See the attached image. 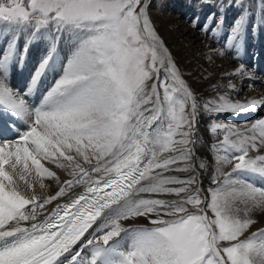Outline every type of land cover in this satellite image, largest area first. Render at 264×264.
<instances>
[{
	"label": "snow or ice",
	"instance_id": "6c2138e0",
	"mask_svg": "<svg viewBox=\"0 0 264 264\" xmlns=\"http://www.w3.org/2000/svg\"><path fill=\"white\" fill-rule=\"evenodd\" d=\"M150 6L0 0V136L18 132L0 142V264H264V228L250 232L254 215L264 216V118L243 129L210 126L223 135L211 146L207 189L200 176L212 166L195 152L202 112H255L264 98L233 101L224 92L199 103ZM216 25L213 34L223 31ZM250 27L241 11L212 51L238 55ZM41 44L25 88H14V73ZM234 75L254 79L243 63ZM42 161L70 178L61 182ZM33 169L58 190L39 197ZM174 171L188 175L167 174ZM137 218L151 227L136 226Z\"/></svg>",
	"mask_w": 264,
	"mask_h": 264
},
{
	"label": "bare ground",
	"instance_id": "6f19581e",
	"mask_svg": "<svg viewBox=\"0 0 264 264\" xmlns=\"http://www.w3.org/2000/svg\"><path fill=\"white\" fill-rule=\"evenodd\" d=\"M159 1L160 3L162 2L161 0ZM186 1V3L184 2L185 5H182V7L177 9L178 11H174V9L179 2H177V5H174L170 1L168 4L171 6L170 9H166V6L164 7L163 4H160L161 10L158 12L152 10L150 6L149 15L157 29L158 34L172 53L181 74L188 82L193 92L197 95L199 103L203 104L206 101L212 100L217 96V94H224V92H227L229 98L233 101L245 102L250 98H264V0H242V4L240 6H236L234 0ZM152 4L153 0H151V5ZM192 10L198 11L191 12ZM241 11H244L250 18H261V24L256 23L255 27H250L243 47L239 51L238 55L235 52L225 51L224 55L221 56L217 53V51H212L220 50L222 48L223 45L221 44H224L225 42L229 26L233 23L234 19L241 13ZM184 14H186L187 17H184ZM189 16H191V21H189ZM201 16L208 21L198 26H194V22H197ZM217 20L222 21L223 31H218L213 34L211 33L210 28L217 26ZM205 25L208 27H204ZM20 43H24V36H21ZM61 46L64 47L63 43ZM42 47L43 45L41 44L39 47L34 46L31 49L30 60L27 64L28 68L32 67V64H35V58ZM241 63H243L249 73H251L252 76L258 80L255 88V96H240L237 94L238 89L236 81L238 79H242V77L234 75V69L239 67ZM254 69L257 73L260 72V74L256 76ZM28 73H30V70H28V72L26 70L24 73L15 72V77L17 79V83L21 86V90H23L27 84L29 77H26V75ZM229 80L235 84V89L223 87L228 84ZM214 85L217 87H214ZM15 88L20 89L19 86ZM248 114L249 113H246V115ZM227 115L239 117L240 115L245 116V113L239 115L222 113L216 115L202 112L197 118L195 132L198 137V144L195 146V152L201 159L208 160L209 164L212 166L209 168L207 173L200 176L201 187L204 189H207L211 185V180L209 181V179L212 178V169L216 166V161L214 159L216 154L212 150L211 146L217 143L218 140L222 139L223 135L222 133L219 135L212 133L210 131V126L213 123H222L243 129L251 124L236 125L235 123L233 124L229 121H224L223 118ZM24 130L25 129L20 128L19 132ZM15 133L18 135V132L6 129L4 135L0 138V142L5 140L8 142L14 141L7 137L8 134ZM42 163H44V165L52 171H55L61 182L70 178L66 170L59 169L55 164L48 161H42ZM227 170L228 169L226 168L225 171ZM167 174L177 175L181 178L188 175V173L175 171ZM28 179L35 184L36 194L41 198L54 194L59 187L56 180L47 178L46 176L39 177L35 173L34 169L28 176ZM41 180L45 185V188L43 189L39 187ZM81 188H83V186L75 188L74 191H70L69 196L63 198L60 202H64L68 198L72 197ZM24 189L25 185L21 182L20 190L23 191ZM158 198L169 200L175 199L174 196L167 194H160ZM55 203L56 202H53V205L46 206L48 211H51ZM254 218L258 222L253 225L250 232L256 231L258 228H264V216L256 214L254 215ZM39 219H43V216L39 217ZM134 223L136 226L151 227L148 221L144 218H137ZM125 226L127 227L128 224L126 223ZM84 255L85 258H87V254L85 253Z\"/></svg>",
	"mask_w": 264,
	"mask_h": 264
},
{
	"label": "rangeland",
	"instance_id": "374dc122",
	"mask_svg": "<svg viewBox=\"0 0 264 264\" xmlns=\"http://www.w3.org/2000/svg\"><path fill=\"white\" fill-rule=\"evenodd\" d=\"M161 1L162 2L160 3L159 0H153V4L151 5V9L158 12L159 10H161L160 4H163L164 7L166 6V9H168V8L170 9L171 6L168 5V4L171 1L174 5H177L178 4L177 2H179V4L174 9V11H178L177 9H179V7H182V5H185V3L187 2L186 0H161ZM167 5H168V7H167ZM196 11H198V10H192L191 12H196ZM184 17H187L186 14H184ZM190 17L191 16H189V19H190ZM250 19H251V21H252V23L254 25L256 23L261 24V18L256 19V17H251ZM191 20L192 19H190L189 21H191ZM253 20H254V22H253ZM206 21H208V20H206L203 16H201L197 20V23H198V25H200L202 23H205ZM221 45H223V43ZM0 47H2V45H0ZM33 54H34V52H33ZM31 66L33 67V64ZM32 67L28 68L27 65H26V67L23 70H17L16 72H23L24 73V72H26V70L28 72V70H30V71L32 70ZM254 73H255L256 76L260 74V72L257 73L255 69H254ZM27 76L29 77V73L26 75V77ZM257 81L258 80L256 78H254V79H247V78L238 79L236 81V83H237L236 86H237V89H238L237 94L240 95V96H243V95L244 96H255V94H256L255 88H256V85H257ZM12 86L14 88L19 86L20 89H21V86L17 83V79L15 77V73H14L13 78H12ZM263 114H264V108H260V109H257V111H255V112L249 113L248 115L245 114V116L244 115H240L239 117H236V116L227 115V116H225L223 118V120L224 121H229L230 123H233V124L235 123L236 125H238V124L239 125H241V124H243V125H247L248 124L249 125V123H252L253 120L255 121L256 119L264 118ZM232 115H234V114H232ZM251 120H252V122H251ZM1 137L2 136H0V138ZM16 137H17V135L15 133V134H8L7 138H10L11 140H15ZM211 179H209V181Z\"/></svg>",
	"mask_w": 264,
	"mask_h": 264
}]
</instances>
